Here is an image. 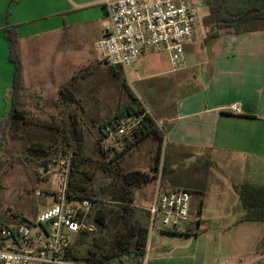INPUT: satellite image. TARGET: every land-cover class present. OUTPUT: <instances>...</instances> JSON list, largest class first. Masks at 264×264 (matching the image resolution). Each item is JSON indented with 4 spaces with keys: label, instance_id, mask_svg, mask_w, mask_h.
Here are the masks:
<instances>
[{
    "label": "rangeland",
    "instance_id": "1",
    "mask_svg": "<svg viewBox=\"0 0 264 264\" xmlns=\"http://www.w3.org/2000/svg\"><path fill=\"white\" fill-rule=\"evenodd\" d=\"M207 14V8L203 6L199 11L193 46H204L201 21ZM242 28L259 29L263 25L250 22ZM68 51L75 56L82 53L85 56L77 69L69 68V79L71 70L82 75L73 82L72 90L75 98L80 99L84 114L80 115V111L70 105L67 107L68 117L57 118V124L52 125L51 129L47 125L28 124L4 132V142L0 145V221L8 226L31 223L37 214L53 204V197L60 189L57 178L60 162H71L76 139L81 136L85 149L82 170L84 180L78 187H72L74 195H81L85 187L95 182L99 185L104 183L101 182L102 178L108 176L102 166L104 163H107L106 169L113 170L115 174L139 171L157 174L158 178L131 187L125 185L120 176L114 185L99 194L98 202L92 204L91 209L93 214L100 210L104 220L101 226H95L92 235L73 241L72 253L78 262H85L88 252L94 255L112 252L117 243L123 241L134 228L148 229L143 264H152L154 261L156 264L262 262L264 249L258 248V244L264 224H237L244 216V211L234 185L240 182L244 184V181H239L232 171L236 160L234 155H174L162 141L153 136L137 142L133 132L113 140L100 135V127L104 122L118 108L120 110L128 104L137 110L144 109L154 117L144 106L149 96L144 86L151 90L156 84H166L167 81L151 79L147 85L141 83L134 86L130 79L134 78V70L139 72L137 63L129 69L130 74L122 72L120 77L115 78L109 73L110 66L94 50V44H82L81 49H78L76 42L69 39ZM158 56L163 60L168 58L167 53ZM76 62L80 63L79 60ZM122 80L127 82L136 102L128 98L121 86ZM52 113L55 114V111ZM69 114L73 117L69 118ZM66 144L69 147H65V153L61 154L59 149ZM38 147H42L46 154L40 153ZM115 151L119 154L116 155ZM46 160L49 161L48 172L42 166ZM158 188L162 191L184 189L191 193L189 222L176 229L175 233L166 232L158 223L153 229L149 226L148 211ZM127 189H131L132 204L125 205L121 201Z\"/></svg>",
    "mask_w": 264,
    "mask_h": 264
},
{
    "label": "crops",
    "instance_id": "2",
    "mask_svg": "<svg viewBox=\"0 0 264 264\" xmlns=\"http://www.w3.org/2000/svg\"><path fill=\"white\" fill-rule=\"evenodd\" d=\"M106 1L0 0V135L10 108L14 77L3 30L16 27L22 67V90L17 100L25 118L11 129L28 124L51 129L57 118L68 117L70 105L84 114V107L72 90L73 82L82 75L71 70L69 79V68L77 69L85 56L69 53L68 40L81 49L82 44L93 46L103 37L110 26ZM193 37L185 46V65L181 70L173 72L168 58L163 60L158 54L145 52L132 64L131 67L137 63L139 72L134 70V78L129 75V79L134 86L147 85L151 79L167 81L151 90L144 86L149 95L144 106L155 123L161 124L156 125L163 131L164 146L174 155H234L232 171L237 179L264 186V30L225 33L207 42L203 40L204 46L199 47L193 46ZM108 70L115 78L123 72L119 68ZM123 81L128 86L122 80V88ZM129 106L133 107L128 104L118 108L105 122ZM242 183L234 185V191ZM78 238L79 235L75 240ZM114 264L143 261L128 257Z\"/></svg>",
    "mask_w": 264,
    "mask_h": 264
},
{
    "label": "built area",
    "instance_id": "3",
    "mask_svg": "<svg viewBox=\"0 0 264 264\" xmlns=\"http://www.w3.org/2000/svg\"><path fill=\"white\" fill-rule=\"evenodd\" d=\"M203 6L202 0H107L110 26L94 43V50L108 66L126 73L145 52L167 53L171 70L179 71ZM141 119L123 117L103 130L111 140L121 138L138 129ZM68 170L62 160L57 172L60 189L53 204L30 224L5 227L0 223V264H87L75 259L72 246L76 236L96 230L92 203L67 197ZM190 211L189 191L158 188L148 211L149 226L153 229L158 223L165 230H176L189 222Z\"/></svg>",
    "mask_w": 264,
    "mask_h": 264
},
{
    "label": "trees",
    "instance_id": "4",
    "mask_svg": "<svg viewBox=\"0 0 264 264\" xmlns=\"http://www.w3.org/2000/svg\"><path fill=\"white\" fill-rule=\"evenodd\" d=\"M203 5L207 8L208 14L201 21V25L203 28V40L207 42L210 39H214L222 36L225 33L238 35L243 32H248L250 30H245L242 27L245 24L250 22H260L263 25L264 30V0H202ZM5 39L9 45V62H11L14 66V77H13V86L9 92V101L10 108L8 111L7 119L3 124V128L0 135V145L4 142L2 135L7 129H11L13 126L18 124L21 120H23L24 114L20 111L17 95L22 90V67L18 56L17 51V31L16 27H6L4 30ZM112 70L114 67H110ZM123 88L131 98L132 102H136V98L133 93L130 91L128 86L123 81ZM126 114V115H124ZM129 116H142L141 125L138 129L133 131L136 136L137 142H140L148 137H154L159 141L163 142L164 134L161 129H159L153 120V118L148 115L144 109L137 110L134 107H127L125 111H120L109 121L105 122L100 127V135L106 139H109L107 134L104 133V127L111 126L113 127L114 122L116 120L129 117ZM131 143H129L130 145ZM69 147V144L60 148L59 151L61 154H64V148ZM38 151L40 153H45L46 151L42 147H38ZM84 142L81 136L76 139L75 148L72 152L71 162L64 160L68 163V183L66 194L70 199L81 200L87 199L92 204H96L98 202L97 198L99 194L105 189L114 185V182L122 177V181L125 185L135 187L137 185L147 184L152 181H155L158 178V175H149L139 171H132L128 173L115 174L111 169H106V164L104 163L102 166L104 172L108 175L102 178L101 182L103 184L99 185L98 182L88 185L82 191L81 195H74L72 192V187H78V185L84 180L83 166H84ZM116 152V151H115ZM107 154V153H106ZM105 154V155H106ZM119 152H116V155ZM49 161L46 160L42 163V166L47 172ZM54 164H56L54 162ZM109 166V165H108ZM164 167H162V172ZM125 191L124 199L121 201L123 204L128 205L132 204V195L131 189H127ZM235 192L238 196V199L241 203V207L244 211V216L238 221L237 224L241 223H263L264 224V186H253L244 184L240 187L235 188ZM191 194V193H190ZM102 220L104 217L100 210H97L95 214H93V222L95 226H101ZM92 221V220H91ZM0 223L3 226H7L5 223ZM30 224L29 222H26ZM199 224V221H197ZM166 232L175 233L176 230H165ZM147 235L148 229L140 228V229H131L129 234L124 238L123 241H119L117 243L116 248L105 255L101 253H97L98 255H94L91 252L87 254V262L88 264H114L116 262H122L123 260L130 258H135L137 261H143L145 258V251L147 246ZM89 235L80 234L79 238L85 239ZM258 248L264 249V232L261 238V241L258 244ZM257 264H264V260Z\"/></svg>",
    "mask_w": 264,
    "mask_h": 264
}]
</instances>
